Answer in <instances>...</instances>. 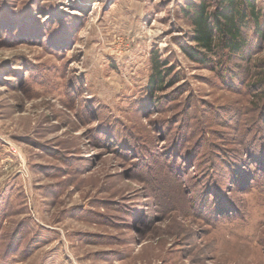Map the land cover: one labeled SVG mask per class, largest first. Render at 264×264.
Segmentation results:
<instances>
[{
  "label": "rangeland",
  "instance_id": "rangeland-1",
  "mask_svg": "<svg viewBox=\"0 0 264 264\" xmlns=\"http://www.w3.org/2000/svg\"><path fill=\"white\" fill-rule=\"evenodd\" d=\"M191 1L0 0V264H264V103L247 87L264 33L250 62L202 66ZM154 54L180 82L143 110ZM191 104L234 129L202 145Z\"/></svg>",
  "mask_w": 264,
  "mask_h": 264
},
{
  "label": "trees",
  "instance_id": "trees-1",
  "mask_svg": "<svg viewBox=\"0 0 264 264\" xmlns=\"http://www.w3.org/2000/svg\"><path fill=\"white\" fill-rule=\"evenodd\" d=\"M261 1L262 0H192L189 5L185 6L182 10L184 19L191 28L188 38L189 45L184 47L185 54L193 62L208 68L211 67V64L215 63L216 66L219 67V70L224 65V61L232 64L235 58L240 61V64L250 62L252 59L251 56L256 54L257 49V47L252 45L253 37L255 36L254 39L257 40L261 38L264 33L261 30V22L264 18V9L260 6ZM245 68L248 70L247 74L250 75L249 68ZM174 72V67L170 66V62L166 59H162L158 54L152 56V72L148 80V101L147 103L141 104L140 109L145 105L143 107L144 110L147 105L151 103V99L155 94L164 91L166 88H171L180 82L179 76L173 77ZM218 77L222 84H226L224 82H226L227 78L224 73L218 74ZM247 87H255L257 91H259V94L253 95L252 97L254 103H258L256 105L257 110L260 109V106L264 103V79L253 85H247ZM156 104H159V102L155 103L154 108H156ZM193 106L195 107V104L189 105L190 110L184 113L183 123L186 131L188 130V133L192 135V137H197L198 135L202 137V145L206 143L211 146L210 142L221 139L216 137L219 135L211 129L212 127L223 123L226 129H234L233 124L220 120V111L215 110L217 108H210V106H207L210 108L209 110L207 109L208 111L200 109L199 112L196 113V109H194V111L191 109ZM239 112L244 114V111L238 109L235 114L238 115L237 118H239ZM227 113L228 117L232 118L234 116L232 111H227ZM110 122L112 123H107V127H113L116 130L118 127L120 128V131L117 130L119 133L123 132L129 135L126 129L127 127L118 122ZM236 123L239 124L240 120L238 119ZM190 129H192L191 132ZM127 138L128 137H125L124 142L126 146L130 145L131 147L132 143H130L131 141H128ZM187 139H189L188 136ZM141 144L142 143L138 144V149L141 148L144 150L145 148L142 147L144 145ZM216 173L215 169H211L209 171V176L212 178L217 175ZM235 173V168L230 167L228 163L225 169L221 171L220 175L226 180L227 177H231L230 174L234 176ZM243 183L244 182L238 180L236 186H240ZM179 191L180 190L176 189L175 193H179ZM179 196L182 198L183 195L180 194Z\"/></svg>",
  "mask_w": 264,
  "mask_h": 264
}]
</instances>
